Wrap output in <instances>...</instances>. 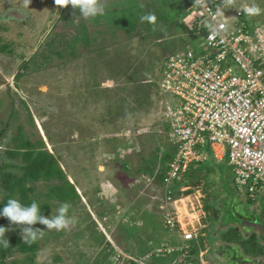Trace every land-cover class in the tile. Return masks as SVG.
I'll return each instance as SVG.
<instances>
[{
	"label": "rangeland",
	"instance_id": "374dc122",
	"mask_svg": "<svg viewBox=\"0 0 264 264\" xmlns=\"http://www.w3.org/2000/svg\"><path fill=\"white\" fill-rule=\"evenodd\" d=\"M119 1L101 0V3L111 5ZM140 1L149 13H155L156 24L140 22L132 29L125 23L127 26L121 27L124 31H134L118 32L117 37L112 29L105 36L106 50L95 58V47L92 46V53H87L80 43L74 51L78 52L76 56L71 54L72 41L70 47L62 45L52 33L54 28H66L71 36L75 26L78 28L79 23L87 22L74 21L71 6L66 8L70 19L61 20L65 8H58L54 0H31L27 6L24 0H0V46H10L8 53H0V152L6 154L11 150L8 148H16L14 145L21 140L17 130L22 126L31 142L42 139L46 150L57 156L80 195V198H71L73 190L67 186L66 196L71 198L67 202L68 215L75 221L70 230L47 231L40 224L45 232L39 238L35 264H174L178 257V253L157 255L159 246L168 244L179 248L182 245L179 234L165 226L164 215L158 208L162 197L160 160L174 148L166 132L167 107L176 101L160 87L161 70L171 56L200 44L194 22L201 12L193 8L192 0H189L193 3L190 9L185 8L183 0ZM240 1L248 6L255 3L264 10V0ZM239 7L235 5L236 9ZM22 15L26 16L24 20L20 19ZM253 16L263 19L264 11ZM88 24L91 37L95 36L93 31L104 30ZM98 37L102 40L104 35L100 33ZM60 49L62 56L38 70L33 65L17 79L23 64L41 50L49 60ZM95 59L99 62L96 69ZM129 67L134 68L136 80L127 85L124 77ZM108 68L113 73L122 69L126 75L114 82ZM100 82L103 89L113 86L112 92L103 93L98 88ZM134 84L138 86L137 91ZM125 87V91L113 92ZM124 98L131 103L138 101L133 113L119 107V101ZM127 114H131V119ZM29 115L33 116L34 126L29 122ZM157 148H161L159 161L154 165ZM9 162L15 161L10 158ZM192 172L187 182L195 187L193 194L201 190L204 203L209 202L208 194L215 196L216 183L222 191L233 185L234 174L225 160L198 164ZM199 174L203 175L204 185L193 182ZM37 186L36 196L48 192L47 185ZM222 196L221 211L226 204L223 193ZM248 203L254 205L250 207L253 210L263 212L264 197ZM52 204L58 201L53 200ZM58 207L51 209L48 218ZM206 215L210 216L207 212ZM222 217L232 221L224 210ZM208 223L199 232L200 239L205 234L208 246L203 248L200 240L189 243L194 264H221L217 263L212 248L217 239L211 238L219 220L215 228L209 218ZM204 250L206 257L201 258ZM22 257L23 254H15L5 264L14 261L19 264Z\"/></svg>",
	"mask_w": 264,
	"mask_h": 264
},
{
	"label": "built area",
	"instance_id": "2783aa9c",
	"mask_svg": "<svg viewBox=\"0 0 264 264\" xmlns=\"http://www.w3.org/2000/svg\"><path fill=\"white\" fill-rule=\"evenodd\" d=\"M219 3L197 7V50L176 53L161 70L160 87L176 100L167 107L166 120L176 152L161 181L158 208L182 245L164 244L157 254L178 253L174 264H194L189 243L200 240L206 227L205 195L192 193L186 175L209 159V151L218 161L227 158L239 196L264 197V18L244 14L245 3L217 14ZM212 18L224 27L209 39L202 21Z\"/></svg>",
	"mask_w": 264,
	"mask_h": 264
},
{
	"label": "trees",
	"instance_id": "16d2710c",
	"mask_svg": "<svg viewBox=\"0 0 264 264\" xmlns=\"http://www.w3.org/2000/svg\"><path fill=\"white\" fill-rule=\"evenodd\" d=\"M66 10L67 9L65 8V12L62 14L61 20L69 18ZM146 13H149V9H147L146 5L141 3L140 0H120L117 4L112 3L111 5L105 6L104 15L97 16L96 18L90 19L87 22L79 23L77 25L78 28H76L75 26V28L72 29L73 33L71 36L67 34L68 29L66 28H63L61 30L54 28L52 33L56 34L57 38H59V43L62 45H68V47H70V42L72 41V45L74 48L71 54L76 56H78V52L74 53V51L75 49H77V46L80 43L83 45V48L87 53H92L93 50L91 48L95 47L96 58L97 56H101V53H104V51L106 50V48L104 47V42L106 39L105 36L108 32H112V29H114V37H117L118 32L131 34L134 30L124 31V29H122L121 27H126L127 25L125 23H128V25L131 26L132 29L135 28L137 24L141 22L140 17ZM88 22L93 23L94 27L96 28L100 26L104 27V30L93 31V34H95V36L91 37V30ZM118 28H121V30H119ZM100 33L104 35L102 40L98 37ZM9 47V45L3 44L2 46H0V53H8ZM193 48L197 50V46H193ZM60 56H62L61 49L59 51H55L53 56L48 60L47 55L43 53V50H41L39 54L34 56L30 61L23 64L22 71L20 74H18L17 79H20L23 76L22 74H24L25 71H29L31 67H33V65L35 67L34 70H38L39 68L46 67L47 64L51 63L54 58H58ZM96 66H99V62L95 59V69L97 68ZM121 70H119L118 73H113L112 70L108 68L110 75L114 77L111 80H113L114 82L115 80L118 81L119 79H121L120 77L123 78V76H125L126 74L127 77L124 78H126L127 85L132 80H136L135 70L133 67H129L126 74H123ZM96 72L97 71L95 70V73ZM102 84L103 82H100L98 84V88H102L101 90L103 93L112 92L113 86L103 89ZM137 87L138 86L136 85L135 91H137ZM117 90L125 91L126 87L124 89L116 88V90H114L113 92H116ZM137 102L138 101L135 99V101L131 103L128 101V98H124L119 101V103L121 104L119 105V107H123V110L125 108V110L133 113L136 109ZM28 119L29 122H31V125L34 126L35 123L33 116L29 115ZM168 131L169 128L167 127L166 132L168 133ZM17 133L19 136H21V140L18 141V145H14V147L16 146V148L14 150H12L13 147L8 148L11 150L7 151L6 154H2L0 152V210L3 209L9 198H16L24 205H29L33 200H35L40 206L41 214L45 217H49L51 215V209H53V207L55 208L62 203H67L71 201V198H80V195L76 190L77 188H75L74 184H72L68 180L63 169L60 166L58 158L54 154L46 150L45 142L42 139L36 142H31L25 136L22 126L18 128ZM173 147V151L164 153L160 160V167L158 168L160 181H162L167 167L175 155L176 148L174 145ZM160 149L161 148L155 149L157 155L154 154V165H156L159 161L158 153L160 152ZM210 153L211 151H209V154ZM10 158L15 162H9ZM208 161L211 162L210 155L209 159L205 163H207ZM124 168L127 169V165H125ZM194 168L195 165H192L190 167L186 175V178L188 180H190V176L192 175V171ZM197 179H199V177ZM38 184L47 185L48 192L45 194L39 193V195L36 196L35 191L38 188ZM67 186H69L68 188L73 190V197L71 198H68L66 196ZM191 192L192 190L188 191V193ZM41 197L43 199H41ZM53 200H57L58 204H52ZM204 210L208 214H213L214 217L217 218L218 213L216 211H218V209H215L214 206L209 202H206L204 204ZM100 217L103 216L100 215ZM0 227L15 229L6 233L5 238L9 241L10 246L8 248H4L2 245H0V264H5L7 259L13 257L18 253L23 254V259L19 264H35L36 255L38 253V250H40L39 239L30 244L24 243L21 238L19 226L11 225L7 218L0 217ZM34 227L40 229V224L37 223ZM201 245L203 248L205 247L204 239H202ZM12 264H18V262L14 261L12 262Z\"/></svg>",
	"mask_w": 264,
	"mask_h": 264
},
{
	"label": "clouds",
	"instance_id": "9594fccd",
	"mask_svg": "<svg viewBox=\"0 0 264 264\" xmlns=\"http://www.w3.org/2000/svg\"><path fill=\"white\" fill-rule=\"evenodd\" d=\"M30 3L31 0H24L25 6L30 5ZM54 3L58 8L71 6L75 17L74 21L76 22L80 20L88 21L105 14V5L101 3V0H54ZM208 3H215V0H194L193 8H205ZM235 5L236 0H220L217 5V14H220L222 10L235 8ZM262 11L264 10L255 3L243 8V12L246 15H258ZM77 13L79 14L77 15ZM140 21L155 25L157 17L155 13L150 12L142 15ZM202 23L209 30V39H212L218 33V29L224 27L223 24H217L214 18H212L211 22L205 19ZM127 117L131 119V114H127ZM69 208L70 205L68 203H62L57 209L53 210L55 214L48 218L41 214L40 206L35 200L29 205H24L16 198H9L3 209L0 210V217L7 218L13 226H19L23 242L30 244L37 241L45 232L34 227L37 223L46 226L47 231H64L74 227L75 221L68 215ZM13 230L15 229L0 227V245L4 248L10 246L9 241L5 238L6 233Z\"/></svg>",
	"mask_w": 264,
	"mask_h": 264
},
{
	"label": "water",
	"instance_id": "95a60500",
	"mask_svg": "<svg viewBox=\"0 0 264 264\" xmlns=\"http://www.w3.org/2000/svg\"><path fill=\"white\" fill-rule=\"evenodd\" d=\"M183 3L186 9L192 8V3L189 0H183ZM22 16L20 19L24 20L26 16ZM233 188L234 186L229 184L228 189L224 190L226 204L223 210L224 213L229 214L232 221L225 220L222 217L223 214L221 215L222 219L219 218L215 231L217 239L215 246L216 261L221 264H264L262 257L245 254L240 244L223 242L220 239L221 234L233 228L239 229L244 239L249 238L253 233L256 234L260 243L264 245V220H261L260 216L254 213L253 208H250L244 200L239 198L240 196L238 197V192Z\"/></svg>",
	"mask_w": 264,
	"mask_h": 264
},
{
	"label": "flooded vegetation",
	"instance_id": "af4514ba",
	"mask_svg": "<svg viewBox=\"0 0 264 264\" xmlns=\"http://www.w3.org/2000/svg\"><path fill=\"white\" fill-rule=\"evenodd\" d=\"M52 154H54V153H52ZM213 162H216V161H213ZM201 176H203V175L199 174L198 175L199 179H196L193 182L197 183L198 185H204L203 177H201ZM213 192H215V196H211V195L208 194V199L207 200L209 201L210 204H212L214 206L215 209L218 208V211H216L218 214H217V218H215V217L213 218L214 215L211 217V214H209L210 215L209 217L206 215V220H208V218H209L212 221V223L215 224V226H214V228H215L217 223H218V220H219L220 216L223 214V211H221L219 208H220V202L223 201L222 193L224 195H225V193H224V191H222V189L218 185V183H216V185H214ZM215 197H217V198H215ZM251 206H254V205H251ZM253 211H254V213L256 215L260 216L261 220H264V210H263V212H260V213H259V211H256V210H253ZM207 224H209L208 221H207ZM226 234L228 236H225ZM234 235H235V237H234ZM214 236L215 235H214V232H213V234L211 235L212 240H213ZM221 238L225 242L240 244L242 246L245 254H247V255H250V256H253V257H262L264 259V245L262 243H260V241L258 240L257 235L254 234V233L251 234L249 238L244 239L242 234H241V231L239 229H230L227 233L222 234ZM204 240H205V243H206L205 247H207L208 243H207L206 239H204ZM212 248L214 249V252H215V247H212Z\"/></svg>",
	"mask_w": 264,
	"mask_h": 264
},
{
	"label": "crops",
	"instance_id": "0c3cea01",
	"mask_svg": "<svg viewBox=\"0 0 264 264\" xmlns=\"http://www.w3.org/2000/svg\"><path fill=\"white\" fill-rule=\"evenodd\" d=\"M238 3H243V2H241L240 0H237V2H236V5L238 4ZM105 6H108V5H105ZM210 155V160L211 161H216V162H220V161H223V160H225V161H227V158L225 157V158H222V160H216L215 158H214V154L212 153V151H211V153L209 154ZM227 164H228V161H227ZM197 164H195V166H196ZM233 186H234V182H233ZM235 188V187H234ZM240 199L241 200H244V202H246V204H248V206L249 207H251V205L248 203V201H253L251 198H249V197H240ZM221 217V216H220ZM208 221V220H207ZM207 221H205V228H203L202 230H204V229H206L207 227H208V224H207ZM215 235V234H214ZM221 236H222V234H221ZM215 237V236H214ZM202 239H204V235L201 237V239H200V244H201V241H202ZM221 239V238H220ZM205 241V240H204ZM223 242H225V241H223ZM230 243V242H229ZM200 244L198 245V246H200ZM206 244V243H205ZM202 252H204L205 253V255H204V257H206V253H207V251L206 250H204V251H202ZM205 264H206V262H205Z\"/></svg>",
	"mask_w": 264,
	"mask_h": 264
}]
</instances>
